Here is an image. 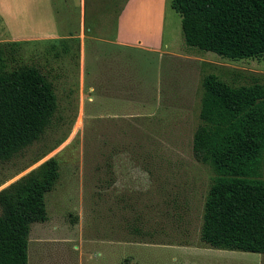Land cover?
<instances>
[{
  "label": "rangeland",
  "instance_id": "obj_1",
  "mask_svg": "<svg viewBox=\"0 0 264 264\" xmlns=\"http://www.w3.org/2000/svg\"><path fill=\"white\" fill-rule=\"evenodd\" d=\"M20 2L0 0V42H18L6 56V69L40 67L57 101L39 139L0 161V190L52 156L59 164V177L45 196L51 219L34 229V239H76L79 233L84 247L91 246L90 264H103L105 250L109 264H264V253L202 243L204 205L216 173L197 160L192 146L205 77L214 73L231 85L264 83V60H230L187 45L181 16L169 0L159 47L193 59L133 50L126 67L121 64V94L106 95L98 86L110 82L113 71L99 50L112 46L111 30L86 31L80 44L84 20L96 18L82 0ZM51 34L67 38L47 39ZM22 35L28 41L19 43ZM103 239L121 242V248ZM43 242L32 244L31 264H49L54 243ZM186 246L206 249L193 256Z\"/></svg>",
  "mask_w": 264,
  "mask_h": 264
},
{
  "label": "trees",
  "instance_id": "obj_2",
  "mask_svg": "<svg viewBox=\"0 0 264 264\" xmlns=\"http://www.w3.org/2000/svg\"><path fill=\"white\" fill-rule=\"evenodd\" d=\"M172 7L187 45L230 60H264V0H172ZM17 43L0 42V161L39 139L57 107L53 84L40 67L6 69ZM199 117L194 155L216 173L201 241L264 253V83L231 85L208 74ZM58 177L52 156L0 190V264H29L31 227L48 219L45 196Z\"/></svg>",
  "mask_w": 264,
  "mask_h": 264
},
{
  "label": "crops",
  "instance_id": "obj_3",
  "mask_svg": "<svg viewBox=\"0 0 264 264\" xmlns=\"http://www.w3.org/2000/svg\"><path fill=\"white\" fill-rule=\"evenodd\" d=\"M26 2H29V0H21L20 3L24 4ZM82 2L84 3L85 9H91V12L96 18L88 23L86 19L84 20L80 34V38L82 39L80 44H82L83 40L87 37L86 31L89 33L97 32L98 34H102L107 30H111L112 32L111 39H108V43L112 45L110 46V49L108 51L99 50V54L103 56V61L108 60V64L111 63L110 70L113 71V76L109 74L110 82L106 81L104 84L102 83V86H98L101 93L115 96L121 94L120 87L123 85H120V82L118 81H120L121 78H125L122 76L125 72L124 67H122L121 64L125 66L126 61L128 62L132 59V55L134 54L132 52L133 50L144 49L149 52L158 53L159 55L166 54L171 57L193 59L191 55L162 50V48L159 47V45H162L163 29L166 22L167 10L170 6L169 0H82ZM138 30H142L141 32L144 33H137ZM58 38L61 39L67 37H59L52 34L47 37V39ZM21 41H28V37L22 35L19 38V43ZM83 57L82 50L79 57L80 64L82 65L81 68H83L84 64ZM106 66L109 67L108 65ZM82 80L83 79H81L79 86L80 111H84V98L86 92V86ZM116 83L118 85H116ZM133 86L135 87L137 85ZM93 89L94 86H89V91L93 92ZM90 97L91 96H89V99ZM101 110L103 111L104 109ZM50 219L51 218L48 216L46 221L31 227L29 240V264H31L32 258L30 253L32 244L43 241H51L52 244L54 243L49 247V264H90L91 246L87 243V246L84 247L83 240L81 239L82 237L79 239V233L77 236L78 238L76 239H74L76 236L72 238L50 237L46 240L34 239L37 238L34 233H32L34 229L43 228V225H45ZM101 242L110 246L111 244L118 245L121 248V242L114 239H103ZM131 244L132 242H126V246ZM186 247L190 249L188 254L193 256L202 255L206 249L205 246ZM120 248L118 249L119 251ZM102 257H104L102 261L103 264H109L110 257L106 250Z\"/></svg>",
  "mask_w": 264,
  "mask_h": 264
}]
</instances>
